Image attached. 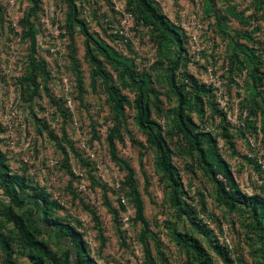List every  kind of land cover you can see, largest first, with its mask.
<instances>
[{
    "label": "rangeland",
    "instance_id": "rangeland-1",
    "mask_svg": "<svg viewBox=\"0 0 264 264\" xmlns=\"http://www.w3.org/2000/svg\"><path fill=\"white\" fill-rule=\"evenodd\" d=\"M67 2L0 0L3 180L14 177L27 195L43 197L44 217L71 227L81 257L95 264H197L196 248L209 264H264V215L225 204L186 138L171 129V87L193 81L208 89L201 107L186 112L190 131L207 133L241 193L264 203V15L256 0H152L181 41L166 58L127 0H74L87 33L128 59L135 76L149 77V121L171 152L177 191L134 123L135 87L88 48L78 23L68 29ZM229 4L243 23L227 15ZM90 55L129 102L119 118ZM30 217L0 197V264H64L65 244Z\"/></svg>",
    "mask_w": 264,
    "mask_h": 264
},
{
    "label": "trees",
    "instance_id": "trees-1",
    "mask_svg": "<svg viewBox=\"0 0 264 264\" xmlns=\"http://www.w3.org/2000/svg\"><path fill=\"white\" fill-rule=\"evenodd\" d=\"M68 13L66 17V23L68 29L71 31L72 25L78 23L85 36L86 44L88 48L93 47V50L99 54L102 59L115 69L120 78L125 76L128 78L130 84L136 89V99L133 103V109L135 112L134 123L138 129L145 135V142L148 146L153 147L157 154L156 166L164 176H166L174 191H177V181L174 176V169L170 163L171 152L168 149L165 141L160 133L159 126L149 121V95L148 86L150 84L148 76H135L131 70L130 62L128 59L121 57L112 47L108 46L103 41H97L89 33H87L83 23L77 20V12L74 4V0H67ZM228 2L230 0H227ZM258 8L262 9L264 15V0H256ZM128 5L137 16L138 20L143 24L150 26L156 32V40L158 43V49L163 57H168L171 47L177 45L180 47L181 41L178 39L177 33L169 27L165 19L158 13L152 0H127ZM225 12L228 16L232 17L239 23H243L245 17L237 12L233 5H227ZM249 40V35H244ZM90 61L92 64V75L100 77L103 84L106 87V91L112 102V107L115 111V117H121L122 110L125 105H129L127 99L117 93L112 87L107 86V79L100 69V61L95 56L90 55ZM171 62V61H170ZM257 80V79H254ZM172 92L177 96V107L172 113L171 117V129L176 134H182L188 141L190 148L198 155L200 164L209 171L211 179L216 184L218 191L222 195L225 204L228 201L234 203H242L251 207L252 212L256 215H264V203L256 195L247 197L239 190L233 174L229 170L227 164L220 159L216 152V148L212 139L207 133L193 134L189 128V122L186 118V112L201 107V96L207 92L204 86L197 85L195 82L190 81L186 85L172 86ZM184 88L192 89L190 91H183ZM194 94V95H193ZM114 135L117 136L119 124L116 123ZM171 130V131H172ZM113 134L109 136L108 144L111 146L112 158L115 159L113 153ZM128 173H131L130 167L126 166ZM221 176L223 181L218 179ZM134 190V188H133ZM135 194V192H134ZM0 197L7 203L15 205L18 209L23 211L30 210L31 217L29 223L39 232L47 233L57 239H59L67 247V251L64 255V264H95L92 260L84 259L81 257L83 246L79 240L78 234L73 231L71 227L65 225H59L53 220H47L44 217L45 207L41 203L47 204L45 199L38 194L29 196L23 190L21 181L12 177L7 180H3L0 172ZM134 206L136 218L146 224L142 216V205L137 196H134ZM27 208V209H26ZM255 215L256 219L257 216ZM222 254V251L220 252ZM196 261L197 264H209L207 259L204 258L201 251L196 248ZM39 263L40 259H36L35 263Z\"/></svg>",
    "mask_w": 264,
    "mask_h": 264
},
{
    "label": "built area",
    "instance_id": "built-area-1",
    "mask_svg": "<svg viewBox=\"0 0 264 264\" xmlns=\"http://www.w3.org/2000/svg\"><path fill=\"white\" fill-rule=\"evenodd\" d=\"M129 19V16L128 15H124V20H127ZM261 169H262V172H263V177H264V166H261ZM221 179V178H220ZM223 180V179H221ZM123 201V200H122Z\"/></svg>",
    "mask_w": 264,
    "mask_h": 264
}]
</instances>
